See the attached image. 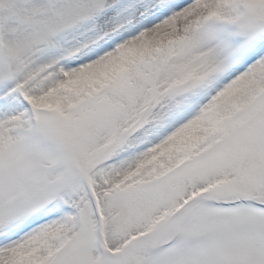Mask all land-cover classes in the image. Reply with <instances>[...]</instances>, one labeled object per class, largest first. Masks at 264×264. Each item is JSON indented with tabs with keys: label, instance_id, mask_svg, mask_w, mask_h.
<instances>
[{
	"label": "snow or ice",
	"instance_id": "obj_1",
	"mask_svg": "<svg viewBox=\"0 0 264 264\" xmlns=\"http://www.w3.org/2000/svg\"><path fill=\"white\" fill-rule=\"evenodd\" d=\"M0 264H264V0H0Z\"/></svg>",
	"mask_w": 264,
	"mask_h": 264
}]
</instances>
